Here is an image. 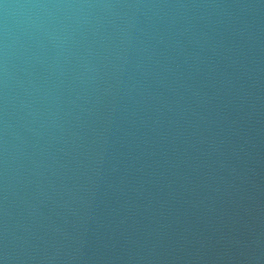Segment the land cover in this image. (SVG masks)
<instances>
[{
    "label": "water",
    "instance_id": "obj_1",
    "mask_svg": "<svg viewBox=\"0 0 264 264\" xmlns=\"http://www.w3.org/2000/svg\"><path fill=\"white\" fill-rule=\"evenodd\" d=\"M0 264H264V0H0Z\"/></svg>",
    "mask_w": 264,
    "mask_h": 264
}]
</instances>
